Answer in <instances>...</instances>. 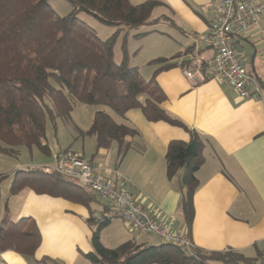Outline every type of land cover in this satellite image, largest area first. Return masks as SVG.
<instances>
[{
    "label": "crops",
    "instance_id": "crops-1",
    "mask_svg": "<svg viewBox=\"0 0 264 264\" xmlns=\"http://www.w3.org/2000/svg\"><path fill=\"white\" fill-rule=\"evenodd\" d=\"M144 1L131 0L134 4ZM158 1L170 12L163 15L162 22L164 35L170 42L161 41L163 46H170L169 51L163 52L162 46L159 55L171 58L180 54L175 60L177 66L156 77L166 95L161 106L172 117L195 129L206 142L205 160L197 171L199 187L194 194L192 227L189 228L181 207L184 169L172 178L167 175L169 143L175 139L190 140L184 128L165 121H149L140 108H133L125 116L116 118L119 123L138 130L137 136L129 137L131 146L119 167L111 166L106 159L115 142L109 148L99 149V154H92L88 161L103 178L112 179L131 191L160 220L172 223L175 230L188 235L196 247L208 251L233 249L256 257L264 252V38L258 29H253L235 42L246 69L262 86L259 97L243 98L228 83L210 77L194 84L183 69L194 59L210 60L214 56V51L205 47L199 38L208 33L216 0ZM152 60L144 59L143 65ZM131 66L141 70L140 64ZM10 188L0 220L19 221L25 217L35 220L41 243L28 256L12 249L0 251V264H58V261L89 264L84 261V255L93 251L94 228L88 219L91 211L96 217L113 215L106 199L107 203L97 209L94 203H99L100 196L96 194L97 200L88 208L63 197L38 194L28 187L11 194ZM118 219L112 218L107 226ZM147 236L154 235L138 232L124 242L134 240L150 245Z\"/></svg>",
    "mask_w": 264,
    "mask_h": 264
},
{
    "label": "trees",
    "instance_id": "trees-1",
    "mask_svg": "<svg viewBox=\"0 0 264 264\" xmlns=\"http://www.w3.org/2000/svg\"><path fill=\"white\" fill-rule=\"evenodd\" d=\"M50 0H0V153L18 156L20 146L37 147L44 154L53 151L47 142V119L57 118L73 124L77 102L104 105L117 114L140 108L149 121H165L187 130L190 140H172L167 149V175L174 177L184 169L181 207L189 228L194 220V194L199 187L197 171L203 165L205 140L195 130L172 117L162 106L166 99L156 81L157 75L177 66V54L151 61L158 67L147 80L136 66L129 64L126 41L123 60L115 61L114 48L121 32L156 23L152 14L163 2L146 0H68L72 11L59 15ZM92 15L102 23L116 26L109 38L80 18ZM142 96L145 99L142 100ZM83 134L94 135L97 148H109L114 142L125 153L129 137L138 130L119 123L106 110L95 112L91 127ZM62 150V151H68ZM61 152V151H60ZM5 175L0 172V183ZM83 204L90 208L96 193L56 169L42 167L17 170L10 188L15 194L23 188ZM111 217H96L91 211L88 222L96 229L93 251L86 254L92 264H264V252L249 257L240 251H208L194 246L189 253L183 245L163 243L146 245L129 240L116 248L105 246L101 232ZM41 243L35 220L5 218L0 224V251L12 249L32 255Z\"/></svg>",
    "mask_w": 264,
    "mask_h": 264
},
{
    "label": "built area",
    "instance_id": "built-area-1",
    "mask_svg": "<svg viewBox=\"0 0 264 264\" xmlns=\"http://www.w3.org/2000/svg\"><path fill=\"white\" fill-rule=\"evenodd\" d=\"M264 0H216L213 3L208 33L199 41L214 51L210 60L194 59L183 69L184 75L194 84L212 78L228 83L241 97H259L262 86L246 69L241 53L235 47L236 38L258 29L264 38ZM53 167L58 172L85 185L106 199L113 212L111 218H122L132 230L157 236L163 243L180 244L191 253L195 246L188 235H183L160 220L157 214L128 189L112 179L103 178L82 155L68 150L57 154Z\"/></svg>",
    "mask_w": 264,
    "mask_h": 264
},
{
    "label": "rangeland",
    "instance_id": "rangeland-1",
    "mask_svg": "<svg viewBox=\"0 0 264 264\" xmlns=\"http://www.w3.org/2000/svg\"><path fill=\"white\" fill-rule=\"evenodd\" d=\"M49 2L53 9L61 16L69 14L73 9L72 4L68 0H50ZM169 13L170 12L167 7L159 6L155 8L152 14V19H158L156 23L143 25L137 29H132L127 32H121L114 48L115 61L118 63L122 62V47L126 41V49L128 50V55L130 58L129 64H140L141 74L147 80L150 79L152 72L158 67V65L152 63L143 65V60L160 57L159 52H162L163 50V43L161 41L170 42V40H167V36L164 35V29H162L164 27L162 22L165 20L163 15H170ZM79 16L84 21L88 22L92 27H94L97 30L98 35L104 40L109 38L117 30L116 26L104 24L100 20L87 13H81ZM163 47L165 50L163 52L169 51L168 48L170 46ZM141 98L144 100L145 96H142ZM98 110H106L115 119L120 117L119 114L107 106L90 105L77 102L72 113L73 124H68L61 118H57L55 122H52L50 118L47 119V142L53 151L52 155L44 154L39 148L35 146L32 148L20 146V154L18 156H9L0 153V172L5 175V178H3L0 183V217L4 212V202L8 197V188L11 186L13 177L17 170L35 167L52 169L57 163L56 155L61 150L69 149L71 151L77 152L85 156L87 160L92 157V154H99L96 137L94 135L82 133V131L89 130L94 114ZM110 149V154L108 157H106V159L111 166L119 167V164L125 156V153L118 151L119 145L117 142H115L114 146H112ZM99 198V203H94V207L97 209L102 208L104 204L107 203L102 197ZM1 222L2 220H0V224ZM96 226L97 225L93 226L94 230L96 229ZM101 234L102 240L107 247L116 248L125 240L129 239L130 236H137L138 232L129 230L126 224L123 223L122 219L119 218L115 223L104 227ZM146 238L148 244L150 245L161 243V240L155 235L151 237L147 236ZM84 259V261L91 264L89 260L86 259L85 255ZM58 264H60L59 261Z\"/></svg>",
    "mask_w": 264,
    "mask_h": 264
}]
</instances>
